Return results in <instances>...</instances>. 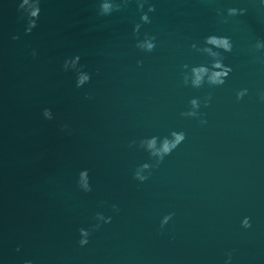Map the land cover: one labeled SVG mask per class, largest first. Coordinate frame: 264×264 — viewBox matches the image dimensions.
Returning a JSON list of instances; mask_svg holds the SVG:
<instances>
[{"label":"water","instance_id":"water-1","mask_svg":"<svg viewBox=\"0 0 264 264\" xmlns=\"http://www.w3.org/2000/svg\"><path fill=\"white\" fill-rule=\"evenodd\" d=\"M112 2L103 15V0H39L26 34L22 0H0V264H264V5L150 0L148 53L136 0ZM233 6L246 14L229 17ZM212 33L232 38V72L220 87L185 86L184 66L210 61L197 49ZM78 71L91 76L82 87ZM193 98L203 115H181ZM173 132L185 140L162 161L141 146ZM98 213L112 220L93 230Z\"/></svg>","mask_w":264,"mask_h":264},{"label":"clouds","instance_id":"clouds-1","mask_svg":"<svg viewBox=\"0 0 264 264\" xmlns=\"http://www.w3.org/2000/svg\"><path fill=\"white\" fill-rule=\"evenodd\" d=\"M147 5V11H144L145 6ZM259 5H264V0H259ZM136 6L140 10L139 22L135 24L133 28V33L137 36V44L136 47L141 49L144 52L151 53L156 47V36L149 35L147 33L144 34V38H139L140 29L143 25H147L151 23L150 13L155 12L156 7L155 4L151 3L150 0H136ZM114 4L112 0H103V3L100 5L101 13L103 15H111L114 10ZM19 8L28 18V24L25 29L26 34L32 33L33 29L38 27V20L41 13V8L39 5V0H22V3L19 5ZM247 12V8L233 6L228 8L227 15L229 17H237L243 16ZM13 40L19 39V36H13ZM193 48H196V45H192ZM257 49H264V39H258L256 43ZM198 51H202L206 53L211 59L208 63L195 64L188 68V65L184 67L188 69L183 74V83L185 86H191L193 88H201L204 85L220 87L223 86L228 79L230 73L232 72V67L229 64L224 62L225 54L231 53L233 51V41L230 36L227 35H219V34H209L205 38V47L202 49H197ZM33 57H35V52H33ZM80 62V57L75 56L70 61L66 60L64 62V68L67 69H75L76 66ZM141 63L138 61V64ZM91 81V76L84 71L77 72V80L76 86L82 87L86 83ZM248 94L247 88H242L236 92L237 100L243 99ZM260 98L264 100V93H261ZM211 100V96H208L203 101V107H208L209 102ZM191 105V111L183 112L181 115L184 116H200L203 113H198V110L201 108V101L199 98H193L189 101ZM43 115L46 119H51V110L44 109ZM201 124H206L207 121L204 119L200 120ZM185 140V136L182 132H173L171 134V138L165 137L163 139H159L158 137H150L142 140L141 146L144 147L152 156L157 157L160 161L164 159L165 156L169 155L173 150H175L183 141ZM149 165L145 164L141 169L137 170L133 179L139 181L140 183L145 182L149 176L143 174V170L147 169ZM80 187L85 192H91V187L87 181V172L82 171L80 173L79 180ZM114 212L119 211L117 206L112 205ZM173 214H169L164 216L161 221V228L165 224H168L172 219ZM97 223L93 226V230L100 228L104 224H108L111 222L112 217H105L103 214L98 213L96 215ZM241 226L244 228H250V218L244 217L241 222ZM79 246L83 248L89 243L90 231L88 229L80 228L79 229ZM19 250V249H17ZM231 260V256L229 257ZM25 264H31V261H26Z\"/></svg>","mask_w":264,"mask_h":264}]
</instances>
